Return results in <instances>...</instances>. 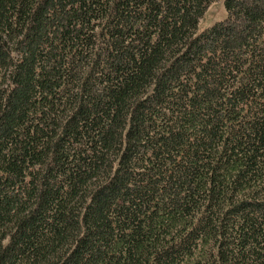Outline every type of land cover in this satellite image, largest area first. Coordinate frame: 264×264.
I'll return each mask as SVG.
<instances>
[{"label": "trees", "instance_id": "1", "mask_svg": "<svg viewBox=\"0 0 264 264\" xmlns=\"http://www.w3.org/2000/svg\"><path fill=\"white\" fill-rule=\"evenodd\" d=\"M0 0V264H264V0Z\"/></svg>", "mask_w": 264, "mask_h": 264}, {"label": "rangeland", "instance_id": "2", "mask_svg": "<svg viewBox=\"0 0 264 264\" xmlns=\"http://www.w3.org/2000/svg\"><path fill=\"white\" fill-rule=\"evenodd\" d=\"M224 0H212L206 12L198 23V32L210 27L218 20L225 17Z\"/></svg>", "mask_w": 264, "mask_h": 264}]
</instances>
